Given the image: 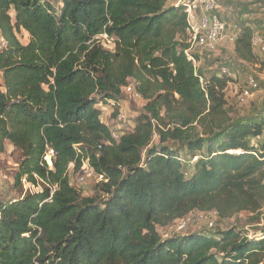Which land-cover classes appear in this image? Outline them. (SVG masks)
Listing matches in <instances>:
<instances>
[{"label": "trees", "instance_id": "trees-1", "mask_svg": "<svg viewBox=\"0 0 264 264\" xmlns=\"http://www.w3.org/2000/svg\"><path fill=\"white\" fill-rule=\"evenodd\" d=\"M185 9L171 0H0V155L6 142L20 153L14 186L23 176L42 186L0 201V264L263 263L264 226L168 238L156 229L196 211L257 221L264 207V106L249 119L229 115L230 79L194 68L185 53ZM101 34L114 38L113 51L96 43ZM234 35L237 61H261L250 24ZM129 81L143 113L115 141L99 106L112 102L116 117ZM83 160L106 180L93 197L69 182L68 166L78 171Z\"/></svg>", "mask_w": 264, "mask_h": 264}, {"label": "rangeland", "instance_id": "rangeland-1", "mask_svg": "<svg viewBox=\"0 0 264 264\" xmlns=\"http://www.w3.org/2000/svg\"><path fill=\"white\" fill-rule=\"evenodd\" d=\"M174 1L176 0H171V2ZM216 5L222 21L227 25V32L229 34L239 32L241 26L247 24H250L254 34H263L264 2H256L255 0H216ZM18 39L22 44H25L28 40V35L21 33L18 35ZM232 43H229L227 48H217L214 53L207 55L205 64L199 65L198 69L207 75L212 73L217 74L221 67H226L230 70L234 78L230 80V83L223 90L224 98L229 115L234 120H244L252 118L264 106V67L261 66L259 60L254 65H247L237 61L233 54ZM252 48L259 57V48L257 46H253ZM249 77H252L256 81L258 88L252 93L250 98L246 99L243 103H238L236 97L240 90L246 87V81ZM128 84L134 86L133 81H129ZM144 104L145 102L141 98L137 99L131 95L122 93L116 117L113 118V110L110 107H103L102 110L107 109L105 110L107 113L102 111L100 120L111 132L120 136L133 129L136 117L143 113ZM119 111L126 116V119L122 123L118 121ZM153 140L154 143H157L158 138L155 136ZM169 145L172 146L171 143ZM19 161L20 153L6 142L4 152L0 155V201L5 202L16 199L26 193L21 186H14V176L18 171ZM80 172L81 170L74 171V169H69V182L82 196H95L97 194L96 180L81 182ZM40 188L42 190V186ZM27 193L30 192L27 191ZM260 214L257 222L253 220L256 216L250 213H240L231 219L222 220L218 219L214 212L196 211L188 214L183 220H178L169 226L157 227L156 229L162 238L189 235L197 232L204 235H212L216 228L221 229V231H226L230 228L258 231L260 227L264 226V207ZM210 223H213V226L210 227ZM262 264H264V260Z\"/></svg>", "mask_w": 264, "mask_h": 264}, {"label": "built area", "instance_id": "built-area-1", "mask_svg": "<svg viewBox=\"0 0 264 264\" xmlns=\"http://www.w3.org/2000/svg\"><path fill=\"white\" fill-rule=\"evenodd\" d=\"M177 4L181 2H185V13L187 16V24H188V32L190 35L189 38V49L185 52L186 55L188 56V59L191 61L192 65L194 68H198V63L192 56V50L194 48H197L201 51L205 52H214L216 50V46L221 40L222 36L225 34L226 30V25L223 21H221L217 14L214 13V10L217 8L216 5V0H191V1H184V0H176ZM226 38L229 42H234L235 41V35L234 34H228L226 35ZM96 43L100 44L103 48L113 51L115 47V40L112 37H108L106 34H101L95 37ZM252 45L257 46L259 48L260 56H261V63L264 67V32L263 34H254L252 37ZM6 47V42L5 40L0 37V51H2ZM219 75L220 76H225L226 78L232 80V74L230 71L225 68L221 67L219 69ZM230 80L228 83H230ZM227 83V84H228ZM258 88V84L256 81L252 78L249 77L248 80L246 81V87L238 93L236 97V101L238 103H243L246 99L250 98L252 96V93L256 91ZM122 93L131 95L134 98L140 99L139 95L135 91L134 86L127 84L122 88ZM113 106L112 102H109L107 106H99V109L101 111V114L103 112L107 113L103 109V107H110ZM113 110V109H112ZM103 111V112H102ZM113 114V113H112ZM126 119V116L124 113L119 111L118 114V121L119 122H124ZM111 137L115 140H119V135H117L114 132H111ZM156 135L153 136V139L155 138ZM55 158V153L53 149L46 147V151L44 155L42 156L41 160V165L45 166L47 170H51L53 168V160ZM69 169H73V165L70 164L68 166V171ZM81 172L79 173L80 176V181L81 182H86L89 180H96L97 185L101 182H106L104 179L103 175L97 174L94 169L89 165L88 160H83L81 163V166L79 168ZM38 182V178L36 176H33ZM20 185L24 189V191L27 193H37L42 191L40 188V185H32L27 181V177L23 176L20 179ZM263 187H264V181H263ZM39 188V191H38ZM56 187L52 186L50 187V199L55 191ZM25 194V193H24ZM184 218L180 219L183 220ZM185 224V223H184ZM210 227L213 226V223H210Z\"/></svg>", "mask_w": 264, "mask_h": 264}, {"label": "crops", "instance_id": "crops-1", "mask_svg": "<svg viewBox=\"0 0 264 264\" xmlns=\"http://www.w3.org/2000/svg\"><path fill=\"white\" fill-rule=\"evenodd\" d=\"M217 13H218V11H217ZM227 34H228V32H226L222 36L221 40L219 41L218 48H223V47L227 48L228 44L230 43L229 41H227V38H226ZM192 51L197 56L198 66L202 65V64H205V62H206L205 58H207V55H209L210 53H207L205 51H201V50H199L197 48H194Z\"/></svg>", "mask_w": 264, "mask_h": 264}]
</instances>
